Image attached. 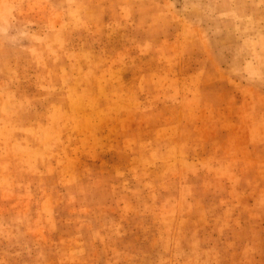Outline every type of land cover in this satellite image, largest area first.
Masks as SVG:
<instances>
[{
  "label": "rangeland",
  "instance_id": "374dc122",
  "mask_svg": "<svg viewBox=\"0 0 264 264\" xmlns=\"http://www.w3.org/2000/svg\"><path fill=\"white\" fill-rule=\"evenodd\" d=\"M0 264H264V0H0Z\"/></svg>",
  "mask_w": 264,
  "mask_h": 264
}]
</instances>
